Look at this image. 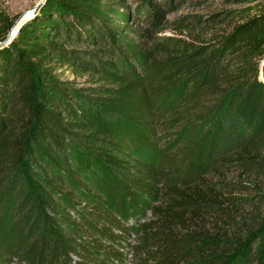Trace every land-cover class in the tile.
<instances>
[{
    "label": "trees",
    "instance_id": "1",
    "mask_svg": "<svg viewBox=\"0 0 264 264\" xmlns=\"http://www.w3.org/2000/svg\"><path fill=\"white\" fill-rule=\"evenodd\" d=\"M126 1L44 0L9 41L0 21L8 261L264 264V0H225L209 39L153 44Z\"/></svg>",
    "mask_w": 264,
    "mask_h": 264
},
{
    "label": "rangeland",
    "instance_id": "2",
    "mask_svg": "<svg viewBox=\"0 0 264 264\" xmlns=\"http://www.w3.org/2000/svg\"><path fill=\"white\" fill-rule=\"evenodd\" d=\"M43 2L44 0H0V21L6 17L13 22L12 29L5 36L6 41L11 40L20 26L34 16ZM237 6L227 3L225 0H127L120 7V10L128 16L127 26L130 28V36L140 42L148 41L153 44L166 37L189 42H197L201 38L209 39L214 34L222 33L229 28L228 20L220 22L221 11L237 8ZM137 8H140L142 12L146 10L151 15L158 14L156 22H152L154 23L152 24L151 18H146L142 12H137ZM212 14L216 15V23H199L208 29L198 27L199 24L196 25L189 18L190 15H200L207 18ZM179 19H182L181 23L177 22ZM193 22L195 24L192 25ZM56 72L62 78L74 80L77 86L90 85L86 83V76H76L68 67H58ZM140 133L134 136L139 144L142 143V134ZM150 217L151 213L147 212L144 221ZM133 240L134 237L128 242L133 245ZM123 253L127 257V264H132V253L126 250ZM9 259L4 240L0 239V264H17L15 258L12 261H8Z\"/></svg>",
    "mask_w": 264,
    "mask_h": 264
},
{
    "label": "water",
    "instance_id": "3",
    "mask_svg": "<svg viewBox=\"0 0 264 264\" xmlns=\"http://www.w3.org/2000/svg\"><path fill=\"white\" fill-rule=\"evenodd\" d=\"M11 29H12V28H11ZM11 29H10V30H11Z\"/></svg>",
    "mask_w": 264,
    "mask_h": 264
}]
</instances>
